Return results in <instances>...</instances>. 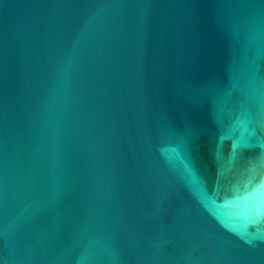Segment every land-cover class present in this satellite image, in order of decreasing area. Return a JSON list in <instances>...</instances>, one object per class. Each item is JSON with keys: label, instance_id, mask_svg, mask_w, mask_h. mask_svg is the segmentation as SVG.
Segmentation results:
<instances>
[{"label": "water", "instance_id": "95a60500", "mask_svg": "<svg viewBox=\"0 0 264 264\" xmlns=\"http://www.w3.org/2000/svg\"><path fill=\"white\" fill-rule=\"evenodd\" d=\"M0 264H264V0H0Z\"/></svg>", "mask_w": 264, "mask_h": 264}]
</instances>
